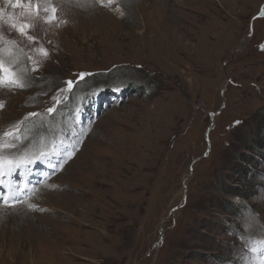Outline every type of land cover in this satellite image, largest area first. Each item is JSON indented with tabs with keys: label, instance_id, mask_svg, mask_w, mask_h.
Wrapping results in <instances>:
<instances>
[{
	"label": "rangeland",
	"instance_id": "obj_1",
	"mask_svg": "<svg viewBox=\"0 0 264 264\" xmlns=\"http://www.w3.org/2000/svg\"><path fill=\"white\" fill-rule=\"evenodd\" d=\"M54 1L0 0V264H264V0Z\"/></svg>",
	"mask_w": 264,
	"mask_h": 264
},
{
	"label": "bare ground",
	"instance_id": "obj_2",
	"mask_svg": "<svg viewBox=\"0 0 264 264\" xmlns=\"http://www.w3.org/2000/svg\"><path fill=\"white\" fill-rule=\"evenodd\" d=\"M41 1V4H47L48 6L50 5L49 2H51L53 4V0H39ZM58 4L61 5V7H69L71 9H74L76 11H83V12H86V16H89V17H93L94 16V19L98 16L97 13H103V11L105 10L98 7V4L96 2H93L91 0H55ZM54 1V2H55ZM27 2V1H26ZM127 4V3H126ZM7 6V5H6ZM43 7V6H42ZM55 7V6H54ZM53 7V8H54ZM45 8V7H44ZM49 8H51L49 6ZM48 8V9H49ZM52 8V9H53ZM124 8H125V5H124ZM127 8V7H126ZM125 8V10H126ZM24 9V8H23ZM29 9V8H28ZM27 11H30L28 10ZM64 10V9H63ZM108 10V9H107ZM14 11V10H13ZM20 11V9H19ZM40 11V10H39ZM42 11V10H41ZM46 11V10H45ZM56 11V10H55ZM58 11V10H57ZM16 12V11H15ZM53 12V11H52ZM121 12V11H120ZM20 13V12H19ZM22 13V12H21ZM24 13V12H23ZM125 13V14H124ZM123 15H125V17L131 22L132 26L133 27H138V19L136 18L135 14H134V11L133 10H129V8H127V12H124ZM13 14V13H12ZM11 14V15H12ZM45 14V13H44ZM78 14V13H77ZM22 15V14H21ZM44 16V15H43ZM99 17V16H98ZM3 18V17H2ZM8 18V17H7ZM39 19V18H38ZM46 19V18H45ZM10 21V20H9ZM16 24V23H15ZM43 25V23H42ZM212 30V28L210 29ZM4 33V32H3ZM1 36V35H0ZM4 40V39H3ZM180 44V43H179ZM1 69L3 70V72L5 73V77H7V68L4 67L3 65H1ZM1 172V170H0ZM4 175L3 173H0V176Z\"/></svg>",
	"mask_w": 264,
	"mask_h": 264
},
{
	"label": "snow or ice",
	"instance_id": "obj_3",
	"mask_svg": "<svg viewBox=\"0 0 264 264\" xmlns=\"http://www.w3.org/2000/svg\"><path fill=\"white\" fill-rule=\"evenodd\" d=\"M6 2H9V0H6ZM10 2L12 3L13 7H21V6H24L26 0H10ZM27 3H28V6L30 7V0H27ZM2 15H3V10L0 9V16H2ZM262 15H264V10H262ZM9 20L12 21L11 26L13 28H17V25L15 24L14 20H12V17H9ZM24 28H25V26L21 25V26H19L17 28V30L20 31L21 33H23L24 32ZM29 39H32V37H29ZM262 47H264V46H262ZM80 75H81V78H83L85 74L81 73ZM66 83L71 85L72 82L68 81ZM49 111H51V109H49ZM237 124H239V121H237Z\"/></svg>",
	"mask_w": 264,
	"mask_h": 264
},
{
	"label": "water",
	"instance_id": "obj_4",
	"mask_svg": "<svg viewBox=\"0 0 264 264\" xmlns=\"http://www.w3.org/2000/svg\"><path fill=\"white\" fill-rule=\"evenodd\" d=\"M205 139H206V141H208V140H207V135H206Z\"/></svg>",
	"mask_w": 264,
	"mask_h": 264
}]
</instances>
